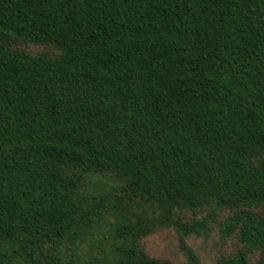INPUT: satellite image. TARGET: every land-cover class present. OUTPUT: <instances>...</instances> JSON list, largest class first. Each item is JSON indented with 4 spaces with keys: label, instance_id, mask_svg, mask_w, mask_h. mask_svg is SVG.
I'll list each match as a JSON object with an SVG mask.
<instances>
[{
    "label": "trees",
    "instance_id": "trees-1",
    "mask_svg": "<svg viewBox=\"0 0 264 264\" xmlns=\"http://www.w3.org/2000/svg\"><path fill=\"white\" fill-rule=\"evenodd\" d=\"M192 236L264 264V0H0V264Z\"/></svg>",
    "mask_w": 264,
    "mask_h": 264
},
{
    "label": "rangeland",
    "instance_id": "rangeland-1",
    "mask_svg": "<svg viewBox=\"0 0 264 264\" xmlns=\"http://www.w3.org/2000/svg\"><path fill=\"white\" fill-rule=\"evenodd\" d=\"M180 235L174 230H162L149 237L146 240V245L149 252L161 257H167L176 262L185 261V255L179 245ZM187 243L200 256V258L210 264L214 261L218 254L223 251H229L232 245H222L218 241V237L214 236L211 239H205L200 236H192L188 238Z\"/></svg>",
    "mask_w": 264,
    "mask_h": 264
}]
</instances>
